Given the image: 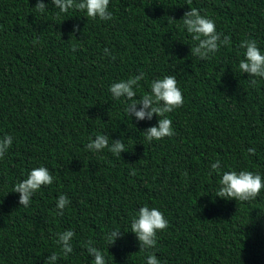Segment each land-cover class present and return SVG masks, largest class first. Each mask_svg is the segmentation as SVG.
<instances>
[{"label": "trees", "instance_id": "trees-1", "mask_svg": "<svg viewBox=\"0 0 264 264\" xmlns=\"http://www.w3.org/2000/svg\"><path fill=\"white\" fill-rule=\"evenodd\" d=\"M37 2L0 0V138L13 137L0 158V264H45L53 252L57 264H94L88 241L106 264H147L151 254L160 264H264V189L244 202L216 196L223 172L264 179V78L238 67L242 40L264 53V0H110L107 21L61 13L51 0L39 13ZM191 7L231 38L210 59L190 54L197 42L182 18ZM141 73L134 99L168 75L184 96L166 114L175 134L151 143L143 131L159 116L137 120L131 101L109 90ZM97 135L127 151L88 150ZM217 160L220 174L211 170ZM41 166L54 181L24 207L12 190ZM61 194L70 200L63 215ZM145 205L168 227L155 248L140 250L130 225ZM114 229L124 234L109 245ZM65 230L75 233L67 257L56 242Z\"/></svg>", "mask_w": 264, "mask_h": 264}, {"label": "clouds", "instance_id": "clouds-1", "mask_svg": "<svg viewBox=\"0 0 264 264\" xmlns=\"http://www.w3.org/2000/svg\"><path fill=\"white\" fill-rule=\"evenodd\" d=\"M55 8L61 13H67L70 9H76L86 12V17L101 21L111 20L112 13L109 11L110 0H51ZM191 4V0H188ZM44 0H38L35 10L39 13H44L46 9ZM183 25L191 34L192 40L197 44L191 47V55L197 56L201 60L211 58V55L216 53L221 46L231 44V38L222 33L217 32L215 22L195 7H191L183 16ZM80 31L79 25H74L73 33ZM36 41H34L35 43ZM240 48L245 49L244 59L239 62V71L247 73L248 77L264 78V53L261 52L255 40H242ZM75 51V46H73ZM106 55H111L109 49L105 48ZM115 60L116 57L112 56ZM144 78V74L115 82L110 86V92L113 98L119 100L124 97L131 103L127 107V111L137 120H151L153 115L159 116L157 125L148 127L143 131L147 142L153 140L159 141L165 137L173 136L174 129L172 120L166 114L173 110L181 108L184 104V96L181 89L178 87V82L174 76L168 75L162 79L153 80L151 82L150 94H145L139 98L136 97L135 87L139 86V82ZM251 83L256 84V80L252 79ZM140 105L138 108L137 105ZM13 143V137L7 135L0 138V158H3ZM87 149L92 152H99L105 148L116 156H120L125 149V143L121 139H116L109 146V140L106 135H97L87 145ZM247 152L255 155L254 148H248ZM221 164L217 160L211 165L212 172L220 174ZM134 174V173H132ZM54 177L46 167L33 168L26 179L15 184L13 192L19 193V204L28 207L31 204L33 195L42 187L51 185ZM220 187L216 196L235 199L240 202L250 201L259 196L264 189V179L258 173H253L248 170L226 171L223 172L219 180ZM70 200L66 194L59 195L57 199V209L59 214L63 215L64 209L69 205ZM131 232L135 233L140 250L155 248L157 245V233L165 230L168 227V221L162 211L158 208H149L147 205L141 207L136 216L131 221ZM124 233L120 229H114L105 237L109 245H112L116 240L123 236ZM57 243L61 246L64 257H67L73 251L71 241L75 233L72 230H65L57 233ZM87 252L94 258V264H106L105 258L101 251L93 246L92 241L87 242ZM60 257L53 252L47 257L45 264H57ZM147 264H160L157 256L151 254L147 257Z\"/></svg>", "mask_w": 264, "mask_h": 264}]
</instances>
